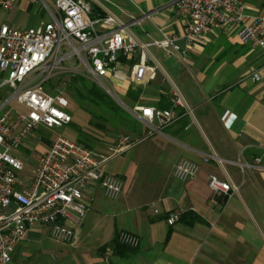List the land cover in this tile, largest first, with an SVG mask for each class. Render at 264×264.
<instances>
[{
    "label": "crops",
    "instance_id": "obj_1",
    "mask_svg": "<svg viewBox=\"0 0 264 264\" xmlns=\"http://www.w3.org/2000/svg\"><path fill=\"white\" fill-rule=\"evenodd\" d=\"M243 1L250 16L264 9V0ZM93 4L127 24L140 42L170 36L180 47L177 52L151 47L161 70L148 83L136 84L141 94L131 108H169L174 84L190 113L178 110L179 119L154 132L132 116L139 134H123L131 140L129 148L103 165L104 172L122 180L119 197L105 199L97 185L85 189L88 210L72 226L69 244L52 240L47 227H30L7 264H264V48L240 44L232 31L216 28L183 52V22L174 0ZM18 8L28 11L31 4L16 0L13 9ZM131 64L121 59L124 71ZM131 85L115 81L112 89L122 101ZM63 136L77 139L72 128ZM114 140L105 137L102 141L108 144L99 147L96 157H108L107 147ZM35 145L39 157L46 142ZM182 159L198 165L197 174L185 182L172 176ZM211 176L236 187V193L215 201L207 186ZM170 215H178L172 225L167 223ZM119 232L139 239L128 256L110 246Z\"/></svg>",
    "mask_w": 264,
    "mask_h": 264
},
{
    "label": "built area",
    "instance_id": "obj_2",
    "mask_svg": "<svg viewBox=\"0 0 264 264\" xmlns=\"http://www.w3.org/2000/svg\"><path fill=\"white\" fill-rule=\"evenodd\" d=\"M90 4L87 0H54V13L45 5L50 20L36 28L0 25V89L11 90L6 100L0 96V264L8 263L30 227H47L52 240L69 244L74 237L72 226L80 224L88 210L83 191L97 185L105 199L114 201L123 188L122 180L104 172L103 165L129 148L128 136L118 135L107 147L110 155L99 159L75 140L40 133L63 128L72 120L64 92L46 88L52 74L63 65L76 71L81 68L118 99L112 89L115 81L146 84L161 70L151 54L152 46L166 52L180 50L170 36L153 43L140 42L115 15L93 17ZM15 5L16 0H0V11L12 10ZM174 7L183 22V52L191 51L197 40L216 28L232 31L240 44L264 48V9L250 16L243 0H174ZM71 59L73 65L65 64ZM121 59L132 63L128 70L122 69ZM168 97V109L123 105L150 131H161L182 116L178 110L190 113L174 84H170ZM12 100L27 112L12 111ZM42 141L46 142L45 151L38 157L31 178L21 182L18 173L24 162L18 153L27 150L25 142L35 145ZM197 172L196 163L182 159L172 176L185 182ZM207 186L215 201L237 191L213 176ZM177 220L178 215H170L167 223ZM117 239L130 248L139 244L138 237L128 232H119Z\"/></svg>",
    "mask_w": 264,
    "mask_h": 264
},
{
    "label": "rangeland",
    "instance_id": "obj_3",
    "mask_svg": "<svg viewBox=\"0 0 264 264\" xmlns=\"http://www.w3.org/2000/svg\"><path fill=\"white\" fill-rule=\"evenodd\" d=\"M31 4V8L28 11H21L12 9L9 11H0V20L5 22L7 25H10L9 22L15 23L14 28L20 29V30H28L36 28L39 24L38 22L41 20L46 21L50 18V13H54L53 3L54 0H27ZM90 3H93L92 0H87ZM45 5L48 7L49 11L46 9ZM91 5V4H90ZM15 7V6H14ZM74 60L71 59L69 62H65V64L73 65ZM81 71L68 68L67 66L63 65L59 71H55L48 83L46 84V88L50 91L54 89H59L60 91H63L65 94V97H67V89L69 82L72 79L73 74H77L78 72H82L85 78H87L90 81H93V79L83 70L80 68ZM11 95V90L7 87H2L0 89V96L2 97V100H6ZM67 95V96H66ZM68 113L71 115L73 119V123L78 125L88 133V142L87 146L94 151V153H97L96 151L99 150V147H103L107 145L108 143L106 141H102L105 139V137H111V136H117L121 134L129 135L128 132L119 129L117 131V134L114 135L113 129L107 128L104 133L99 132L97 129H95L93 126L88 125L89 116L87 113L80 111L77 109L76 105H74L70 100H68ZM115 102V101H114ZM117 104V101L115 102ZM118 105V104H117ZM9 108L12 111H16L19 114H25L27 112V109L19 104L16 100H12L9 103ZM128 112V111H127ZM129 113V112H128ZM71 130L69 127H64L61 129H53L46 132L41 131L40 133H46V134H54V135H63L65 132ZM100 137L102 140H100ZM85 141V140H84ZM83 142V141H82ZM85 143V142H84ZM110 145V143H109ZM108 145V146H109ZM25 146L29 149L28 151H21L19 156L22 158L24 162V166L21 171L18 173V178L21 182H26L29 178L32 176V170L36 164L37 157L40 153V147H37L34 144L25 142Z\"/></svg>",
    "mask_w": 264,
    "mask_h": 264
},
{
    "label": "trees",
    "instance_id": "obj_4",
    "mask_svg": "<svg viewBox=\"0 0 264 264\" xmlns=\"http://www.w3.org/2000/svg\"><path fill=\"white\" fill-rule=\"evenodd\" d=\"M91 11L93 17H103L105 15L93 3H91ZM140 94L141 88L136 84H132L122 101L128 108H131L130 103H136ZM67 95L68 100L76 105L78 110L88 114V125L93 126L99 132L104 133L107 128H111L113 129L114 135L117 134L119 129L128 133L139 134L138 122L132 117V115L117 105L101 87H99L95 82L85 78L84 75H72V79L68 85ZM67 97L65 98L67 99ZM69 125L77 134V139L75 141L90 149V147L87 146L89 143L86 142L89 138L88 133L73 123V119ZM117 237L118 234L110 243V246L113 247L115 253L121 256H128L136 250L137 247L130 248L119 243Z\"/></svg>",
    "mask_w": 264,
    "mask_h": 264
},
{
    "label": "water",
    "instance_id": "obj_5",
    "mask_svg": "<svg viewBox=\"0 0 264 264\" xmlns=\"http://www.w3.org/2000/svg\"><path fill=\"white\" fill-rule=\"evenodd\" d=\"M108 95H109V94H108ZM109 96H110L115 102L117 101V104H118L121 108H123L125 111H128V112H129V109L126 108L120 100L116 99V98L113 97L112 95H109Z\"/></svg>",
    "mask_w": 264,
    "mask_h": 264
}]
</instances>
